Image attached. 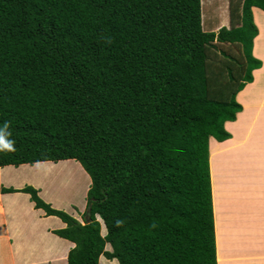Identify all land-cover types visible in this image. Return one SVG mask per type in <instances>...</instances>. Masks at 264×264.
Segmentation results:
<instances>
[{"label":"trees","instance_id":"16d2710c","mask_svg":"<svg viewBox=\"0 0 264 264\" xmlns=\"http://www.w3.org/2000/svg\"><path fill=\"white\" fill-rule=\"evenodd\" d=\"M228 7L229 28L215 33L200 0H0V135L11 144L0 168L74 160L91 180L84 224L32 186L0 192L28 194L66 224L53 233L74 244L68 264H216L209 138H230L236 95L261 67L252 8L264 0ZM217 44L249 49L225 100L207 62L230 55Z\"/></svg>","mask_w":264,"mask_h":264},{"label":"crops","instance_id":"0c3cea01","mask_svg":"<svg viewBox=\"0 0 264 264\" xmlns=\"http://www.w3.org/2000/svg\"><path fill=\"white\" fill-rule=\"evenodd\" d=\"M252 14L258 29L253 39L252 56L261 62V67L252 71V82L236 95L242 110L235 121L224 124L230 138L221 142L209 138L216 264H264V78L246 102L250 107L249 117L240 127L237 124L246 105L240 95L248 87L257 85L256 74L264 67V51L262 55L256 52V41L264 28L256 19L264 12L253 7ZM61 163L66 162L3 167L0 169V187L22 189L30 184L44 199L47 191L38 178L43 170L59 167ZM31 169L36 176L24 178L23 171ZM64 210L84 224L80 220L84 215L81 209ZM0 217L4 224L0 242L10 264H68V254L74 244L53 233L66 228V224L58 217L47 216L42 209H36L28 194L0 192ZM40 219L49 224L39 229ZM98 264H117V260L101 256Z\"/></svg>","mask_w":264,"mask_h":264},{"label":"rangeland","instance_id":"374dc122","mask_svg":"<svg viewBox=\"0 0 264 264\" xmlns=\"http://www.w3.org/2000/svg\"><path fill=\"white\" fill-rule=\"evenodd\" d=\"M200 1H201L202 28L204 31L217 33L219 29L222 27L229 28V7H228L229 0H200ZM256 21L260 27H264V15H258ZM256 44H257L256 45L257 54L262 55L264 51V28L261 29V35L257 39ZM217 45H218V49H222L231 55L230 56L224 54L223 56H220L221 59H225L229 64L228 66L225 67V70L227 72L226 78H224L221 75L222 66H218V63H221L222 60L220 59L219 55L216 54L217 52L214 50L210 51L211 56L208 53L209 58H207V62L209 63L210 69L212 65V68H214V72H216L215 67L217 66L216 69L218 70L217 76L210 79L213 85L217 83V87L222 97L220 98V100H225V98L228 97L229 91L238 88V86L242 84V79H240L239 77H234V72L237 75L239 74L241 70V62L237 59L239 58L242 60V58L247 57L249 49H247V46L242 45L244 46L242 47L243 48V53H242L241 47L239 45H220V44ZM208 63L206 65H208ZM263 78H264V67L261 71H259L256 74L255 82L258 81L257 85L256 86L252 85L248 87L240 95V100L244 103V105L246 104L249 96L252 95V93L257 88L259 82ZM249 115H250V107L247 103L245 105V111L239 116L237 122L238 127H240L247 120ZM61 162H66V163H61L59 167H55L54 172H44L45 174H42L40 178H38V180H40V182L44 185V188L47 191L48 198L46 197V195H44V199L42 198L43 195L42 197L40 195L39 196L43 199L45 203H48L52 208L63 211L65 213L67 212L64 209L68 211H70L71 209H74L75 211H77V209H81L84 215L83 218L80 220L83 222L84 219L86 218V213H85L86 209L84 208H86V204H87L86 195L91 184L90 177L80 166V164L77 163L76 161L66 160ZM11 167L15 168L14 166ZM11 167L8 166L7 168L9 169ZM20 167H24V166H20ZM28 167H31V165H28ZM0 169L3 170V167ZM46 173H48V175H46ZM23 174H24L23 176L24 178L26 176L29 177L36 176L33 169L28 171L27 170L23 171ZM37 177H39L38 174ZM27 185L33 186L30 184ZM55 197H57L56 199L59 200H55ZM51 200H53V202H50ZM53 205H56L57 207ZM98 220L101 224V232H102L101 234L104 236L105 229L103 226V221L100 218H98ZM48 224H49L48 221L45 222L43 219H40L39 229L43 228L44 226H47ZM106 248L107 251L109 252L111 251V247L106 246ZM117 264L119 263L117 262Z\"/></svg>","mask_w":264,"mask_h":264},{"label":"clouds","instance_id":"9594fccd","mask_svg":"<svg viewBox=\"0 0 264 264\" xmlns=\"http://www.w3.org/2000/svg\"><path fill=\"white\" fill-rule=\"evenodd\" d=\"M10 148H11V144L5 140L3 135H0V149H10ZM103 225H104V223H103ZM104 228H105V226H104Z\"/></svg>","mask_w":264,"mask_h":264},{"label":"water","instance_id":"95a60500","mask_svg":"<svg viewBox=\"0 0 264 264\" xmlns=\"http://www.w3.org/2000/svg\"><path fill=\"white\" fill-rule=\"evenodd\" d=\"M90 212V207L88 208V210H87V213H89ZM88 219H89V217H88Z\"/></svg>","mask_w":264,"mask_h":264},{"label":"bare ground","instance_id":"6f19581e","mask_svg":"<svg viewBox=\"0 0 264 264\" xmlns=\"http://www.w3.org/2000/svg\"><path fill=\"white\" fill-rule=\"evenodd\" d=\"M258 82V81H257Z\"/></svg>","mask_w":264,"mask_h":264}]
</instances>
